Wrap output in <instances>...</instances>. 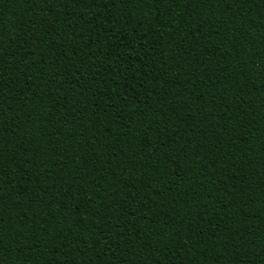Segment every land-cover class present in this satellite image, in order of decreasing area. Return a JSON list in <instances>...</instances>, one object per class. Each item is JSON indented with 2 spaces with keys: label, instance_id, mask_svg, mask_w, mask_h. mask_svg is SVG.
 Masks as SVG:
<instances>
[{
  "label": "trees",
  "instance_id": "1",
  "mask_svg": "<svg viewBox=\"0 0 264 264\" xmlns=\"http://www.w3.org/2000/svg\"><path fill=\"white\" fill-rule=\"evenodd\" d=\"M0 264H264V0H0Z\"/></svg>",
  "mask_w": 264,
  "mask_h": 264
}]
</instances>
